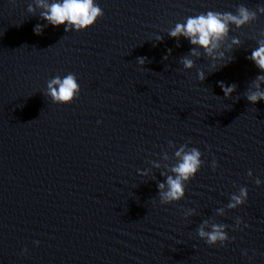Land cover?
<instances>
[{
    "label": "water",
    "instance_id": "1",
    "mask_svg": "<svg viewBox=\"0 0 264 264\" xmlns=\"http://www.w3.org/2000/svg\"><path fill=\"white\" fill-rule=\"evenodd\" d=\"M31 2L0 0V264H264V184L252 182L264 181V102L243 96L261 74L246 56L264 16L233 27L242 45L210 74L204 56L183 69L191 45L166 34L189 15L262 0H98L104 15L86 31L49 25L40 35L33 28L45 21L26 12ZM68 72L80 94L54 104L46 81ZM218 81L237 86L231 98ZM168 141H191L204 164L183 200L161 205L162 169H137L164 151L174 163ZM240 186L246 203L217 215ZM187 208L195 215L184 219ZM204 219L229 226L224 246L198 238Z\"/></svg>",
    "mask_w": 264,
    "mask_h": 264
},
{
    "label": "clouds",
    "instance_id": "2",
    "mask_svg": "<svg viewBox=\"0 0 264 264\" xmlns=\"http://www.w3.org/2000/svg\"><path fill=\"white\" fill-rule=\"evenodd\" d=\"M9 3L15 5L16 0H9ZM26 12L30 16L38 14L41 20L45 21L44 24L37 23L34 26L33 32L36 35L42 34L43 29L49 25L53 27L63 26L65 33L86 31L104 15L98 0H32L31 3H28ZM260 16H264V0L257 4L255 9H250L245 4H239L235 7V11L221 12L209 9L189 15L182 22H177L170 27L166 34L176 40L177 47L180 46L181 38L191 45L188 54L179 59L183 69L190 70L195 67V60L192 57L199 59L204 56L210 61L208 64L210 71L207 72L210 74L232 62L234 59L233 51L242 45L238 36H230L233 27L242 29L245 25L257 21ZM248 38L255 40L256 47L251 49V53L246 56V59L251 61L261 74L255 77L243 96L248 102L255 105L258 102H264V90L261 89V85L264 84V30ZM162 39L163 37L159 34L154 36L155 41ZM168 51L170 53L171 49ZM164 58L167 59L166 56ZM146 60L147 57H137V64L143 66ZM205 79V70H197V80L202 83ZM217 83L225 99L231 98L236 91L237 86L235 84L225 85L223 81ZM42 94L54 104H71L80 94V85L76 74L68 72L64 75L57 74L51 77L46 81ZM190 143L191 141H187L177 147L172 141H168V147L174 149L171 155L174 163H167L169 154L164 151L160 156V161L163 160L166 163L149 161V168L137 169V174L142 177L149 176L153 169H162L159 174L163 180L156 183L157 195L161 205L183 200L186 185L196 176L204 164L201 151L196 147H189ZM210 166L215 171L217 168L215 158L211 161ZM247 176L253 178L251 169L247 171ZM252 182L257 187L264 184V181L259 177H255ZM228 199L229 202L226 206L216 209L217 215L224 216L225 208L234 210L244 205L248 199V188L240 186L238 191L230 194ZM182 211L184 219L195 215L194 208H187V210L183 209ZM241 224H243L242 219L237 217L235 220L236 227L239 228ZM228 227L224 223L209 225L208 220L204 219L197 227L196 235L209 247L224 246L229 241ZM244 227L247 225L244 224ZM33 243L39 245V241ZM27 252L28 249L24 248L21 254H27ZM242 255L247 256V251H242Z\"/></svg>",
    "mask_w": 264,
    "mask_h": 264
}]
</instances>
